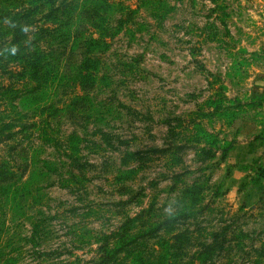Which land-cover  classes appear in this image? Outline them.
<instances>
[{"label":"rangeland","instance_id":"rangeland-1","mask_svg":"<svg viewBox=\"0 0 264 264\" xmlns=\"http://www.w3.org/2000/svg\"><path fill=\"white\" fill-rule=\"evenodd\" d=\"M110 1L94 90L76 82L86 38L98 39L81 0L57 1L59 26L35 16L51 30L49 76L0 70V167L22 189L13 212L0 187V264H100L106 237L141 214L124 264L139 251L155 264H264L262 157L246 163L264 149V0ZM198 126L232 152L204 160Z\"/></svg>","mask_w":264,"mask_h":264},{"label":"trees","instance_id":"trees-1","mask_svg":"<svg viewBox=\"0 0 264 264\" xmlns=\"http://www.w3.org/2000/svg\"><path fill=\"white\" fill-rule=\"evenodd\" d=\"M19 0H0L4 6H0V70L4 69L10 64H19L22 68L28 70L33 74V79L42 80L49 73L52 72V64L48 54L42 48V40L46 39L51 30L49 28L38 27L36 25L37 14H43V18L47 22L59 26L63 19L64 7L57 6L58 0H38L31 1L20 9L18 5ZM79 5V16L85 20V24L89 25L98 34V39L90 36L84 42V50L82 59L78 65V74L76 82L82 92H90L94 90L98 84V72L100 68L99 59L93 55L101 53L107 49V43L104 42L102 34L105 32L108 18L115 9V4L110 0H81ZM8 4L7 8L6 5ZM11 9L5 13L3 9ZM35 27L36 32L29 31V28ZM32 38H31V37ZM209 106L219 108L217 102L209 101ZM199 136L203 142L209 147V150H202L204 160H211L215 157L214 150H221L223 156L231 153L233 144L224 148L222 142L213 134L206 132L201 126H198ZM78 138H72L70 150L73 153L77 152ZM77 155V154H76ZM257 175L260 180L264 181V167L258 166ZM0 187L4 188L7 202L11 211L17 212L21 209L22 189L19 184L15 182V174L5 167H0ZM203 191V187L198 184L186 189L183 192V197L190 201V206L194 207L199 202V196ZM190 214L186 215L189 217ZM182 218V213L175 212L172 214L169 223H175L176 220ZM144 223L143 216H137L134 219H129L126 223L131 224L130 227L122 225L116 233L106 237L104 243L99 246L98 251L101 254L100 264H124L120 259L122 253H133L134 248L139 243V234L134 232L133 227L138 221ZM168 223V222H167ZM162 222L161 225H165ZM139 225V224H138ZM138 231H142L145 226H137ZM178 238V237H177ZM169 253L167 244L164 248V254ZM141 251L135 255L133 262L129 264H155L150 260L141 258ZM4 260L3 251L0 250V261ZM10 262L13 260L10 258Z\"/></svg>","mask_w":264,"mask_h":264},{"label":"crops","instance_id":"crops-1","mask_svg":"<svg viewBox=\"0 0 264 264\" xmlns=\"http://www.w3.org/2000/svg\"><path fill=\"white\" fill-rule=\"evenodd\" d=\"M263 149V148H262ZM253 151V152H252ZM251 153L249 154V157H248V160H247V164L255 161L256 159H258L259 157H262V158H259L260 161H259V165L263 166L264 167V149L259 151L258 150H252ZM247 155V154H246ZM237 155L234 154V158L236 157Z\"/></svg>","mask_w":264,"mask_h":264}]
</instances>
